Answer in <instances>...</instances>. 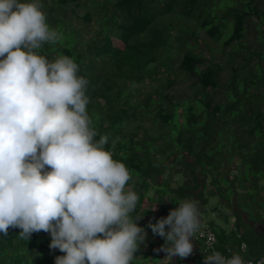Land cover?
Segmentation results:
<instances>
[{"label":"trees","instance_id":"16d2710c","mask_svg":"<svg viewBox=\"0 0 264 264\" xmlns=\"http://www.w3.org/2000/svg\"><path fill=\"white\" fill-rule=\"evenodd\" d=\"M85 1L38 0L61 37L39 54L79 65L95 139L107 136L106 149L131 174L126 188L139 197L133 215L147 231L131 264L167 256L158 251L164 238L147 225L184 199L200 211L193 252L163 264H203L213 251L264 255V0H99L100 27L90 37L74 22L91 20L90 10L79 13ZM176 71L192 80L188 93L170 91ZM211 195L230 210L231 226L201 227ZM19 232L0 234V264H55L64 255L49 247L50 233L25 240Z\"/></svg>","mask_w":264,"mask_h":264},{"label":"clouds","instance_id":"9594fccd","mask_svg":"<svg viewBox=\"0 0 264 264\" xmlns=\"http://www.w3.org/2000/svg\"><path fill=\"white\" fill-rule=\"evenodd\" d=\"M60 39L38 0H0V234L50 233L49 247L64 253L55 264H131L147 236L133 215L139 197L126 188L131 174L106 149L108 137L95 139L79 65L39 54ZM178 205L147 225L171 260L192 254L200 225L196 202ZM203 264L253 262L213 252Z\"/></svg>","mask_w":264,"mask_h":264},{"label":"rangeland","instance_id":"374dc122","mask_svg":"<svg viewBox=\"0 0 264 264\" xmlns=\"http://www.w3.org/2000/svg\"><path fill=\"white\" fill-rule=\"evenodd\" d=\"M99 1V0H86L85 1V5L79 10L80 14L85 13L87 10H90L93 14H92V18L89 22H84L81 19H75L74 22L78 25H80L83 30H84V35L85 37H90L91 35H93L96 30L100 27L99 23H98V14L96 13V11L94 10V8L96 7L95 2ZM216 54H219V52H216ZM171 78L173 80H175L176 82L173 84L172 88L170 89V91L176 93L177 95L180 93H188L189 92V85L192 82L191 79L184 77L182 74L174 73L170 75ZM144 86V85H142ZM145 89V87H143ZM263 184V182H261ZM218 206V208L223 211V213L230 215V210L223 206L222 204H219V197L217 195H211L210 196V203L209 205L205 208V211L203 212V222L201 224V227L203 229H205V225L206 222L208 221H215L218 224L221 225H227V226H231V224H233L232 222L234 221L232 216L229 219V223H225L223 222V219L220 217L218 211L214 210L213 208L215 206ZM166 259L169 258H165L162 257L160 260H158L159 264H163V262L167 261Z\"/></svg>","mask_w":264,"mask_h":264},{"label":"built area","instance_id":"2783aa9c","mask_svg":"<svg viewBox=\"0 0 264 264\" xmlns=\"http://www.w3.org/2000/svg\"><path fill=\"white\" fill-rule=\"evenodd\" d=\"M206 235H207V239H206L207 248L212 249V246H213V244L215 242V236H214V234L212 232H208V233H206ZM245 249H246V245L243 243L241 245V250L244 251ZM213 252H217V251H213ZM224 256L230 257V256H227V255H224ZM261 257H264V255H262V256H260L258 258H244V259L246 261H249L250 260V261L253 262V264H255V262L257 260H259Z\"/></svg>","mask_w":264,"mask_h":264},{"label":"crops","instance_id":"0c3cea01","mask_svg":"<svg viewBox=\"0 0 264 264\" xmlns=\"http://www.w3.org/2000/svg\"><path fill=\"white\" fill-rule=\"evenodd\" d=\"M259 229L261 230V228L259 227Z\"/></svg>","mask_w":264,"mask_h":264}]
</instances>
